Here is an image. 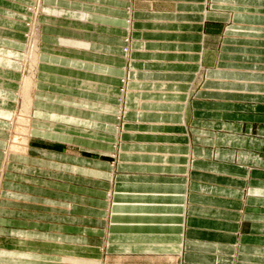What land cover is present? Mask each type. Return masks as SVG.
<instances>
[{
	"label": "crops",
	"instance_id": "0c3cea01",
	"mask_svg": "<svg viewBox=\"0 0 264 264\" xmlns=\"http://www.w3.org/2000/svg\"><path fill=\"white\" fill-rule=\"evenodd\" d=\"M44 1L29 143L0 185V261L264 264V0ZM26 3L0 0V167ZM213 14L233 24L197 92Z\"/></svg>",
	"mask_w": 264,
	"mask_h": 264
},
{
	"label": "rangeland",
	"instance_id": "374dc122",
	"mask_svg": "<svg viewBox=\"0 0 264 264\" xmlns=\"http://www.w3.org/2000/svg\"><path fill=\"white\" fill-rule=\"evenodd\" d=\"M24 1L27 2L26 3V11H27V14H26L27 15V20H26L27 26L26 27H27V29H26L25 36H24V49L22 51L23 55H22V58L18 62L20 65L19 70H18L20 74H17V77H15L13 80V82H16V84H18V83L19 84H18V86L15 84L16 85V88L14 91L15 93H13V92L12 93H6L5 92V94H7V96H8L7 98H10L11 95L13 96V97H11V100H12L11 102H12L13 106L8 105L9 108L6 106L8 109L12 110L11 114L8 113V111H7V116L5 118L6 119L5 121L7 124L6 130L8 131L7 132V146H6L7 151L9 150L10 144L13 142L12 137H14V132H15V131H13L14 130V121L16 120V114H17V111H18L19 106H20V103H19L20 99H19V96L17 93L19 91L20 81L22 79V75L24 72V66H23V62H24L23 60L24 59L23 58H24V54H25L26 50L29 49L28 41H29V34H30V26L32 25V23L34 21H36V26H37L38 31H39L38 32L39 33V36H38V39H39L38 44L39 45L37 44L39 50L41 49V47H43V43H45L47 41L45 39V36L42 35L43 32H42L41 23H40V16L45 11L44 10L45 1L42 0L41 3L38 4L39 7L37 6V0H24ZM211 4H212L211 0H206L205 6H206L207 10L209 9V11H210ZM126 8H125V10H126ZM125 10L119 8V10H117V13H118V15H121L125 20H127L128 17H127V12ZM132 20H133V18H132ZM127 23H128V29L130 31L131 18H128ZM232 24H233L232 17L230 15L218 16L216 14H213L210 18H208V21H207L208 35H207L206 43H204V45L213 50L214 59H213V62L208 65V67H206L202 61H199V65H200L199 75H198V79L196 81V84L194 86V88H195V90H197V92L204 88L203 85H204V82L206 80L204 73L207 70V68L208 69L209 68L215 69L218 67L217 63L220 60L219 55L222 52V46H224L223 39L226 38V35H224V30H225V28H227L228 26H231ZM123 41H124L123 52L125 54H127L128 58H127V56H125V57L123 56V57L127 61H129V55L131 52V42H132L130 35L125 37ZM0 63H3V62H0ZM128 68H129V66H128ZM122 70L123 71L127 70V74H128L127 66L124 67V65H123ZM125 79H127V75L124 76V81H125ZM122 85H123V83H122ZM125 90H126L125 87H123L122 88L123 93L126 92ZM6 102L8 104V99L6 100ZM118 102H119L120 109L123 112L124 111V98L123 97L119 98ZM15 125H16V121H15ZM194 128H197V127L194 126ZM190 129H191V127H190ZM120 131H121V129L118 128V133H117L118 135H120ZM59 132H61V131H59ZM112 143L117 146V145H119V140H116V142L113 141ZM32 145L38 146L39 148H43V149H52V150H56V151H61V152H66V153H71V154H76V155H82V156H86V157H90V158L102 159V160L109 162L113 169L117 165V162H118V158L115 156V154H113V155L103 154V153H101V151L90 150V149H87L84 147L66 145V144H62L59 142L53 143L51 141H43L42 142V141L36 140L35 142H33ZM7 151H5L6 160H5L4 166L1 165V167H0V185L3 182V177H4L3 173H5L7 166L13 167L12 164H10V162L13 163L12 159H11V157L9 158V153L7 154ZM7 170L10 171V170H12V168L11 169L7 168ZM0 192H1V188H0ZM107 195L109 197V192L107 193ZM108 199H110V198H108ZM42 260L45 261V258H43ZM0 264H7V263L0 261ZM26 264H28V262Z\"/></svg>",
	"mask_w": 264,
	"mask_h": 264
},
{
	"label": "bare ground",
	"instance_id": "6f19581e",
	"mask_svg": "<svg viewBox=\"0 0 264 264\" xmlns=\"http://www.w3.org/2000/svg\"><path fill=\"white\" fill-rule=\"evenodd\" d=\"M42 0H37V6ZM39 12V11H38ZM38 28L36 21L30 26L29 34V49L24 54V72L19 85L18 96L20 99V106L16 114V125L14 121V137H12V143L10 144L7 154H22L27 151L29 143V133L31 127V117L33 113L34 92L37 89L36 73L39 66V48L38 44ZM39 45V44H38ZM28 47V46H27ZM9 85V84H8ZM118 102V101H117ZM15 117V116H14ZM8 156V155H7Z\"/></svg>",
	"mask_w": 264,
	"mask_h": 264
}]
</instances>
